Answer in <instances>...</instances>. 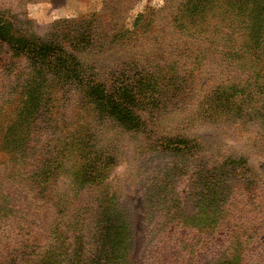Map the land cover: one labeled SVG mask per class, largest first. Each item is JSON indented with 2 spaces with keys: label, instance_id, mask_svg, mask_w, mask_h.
I'll return each mask as SVG.
<instances>
[{
  "label": "rangeland",
  "instance_id": "1",
  "mask_svg": "<svg viewBox=\"0 0 264 264\" xmlns=\"http://www.w3.org/2000/svg\"><path fill=\"white\" fill-rule=\"evenodd\" d=\"M185 2L0 0V15L45 37L58 18L96 17V45L82 58L108 95L130 89L127 104L142 121L125 128L73 86L46 90L25 119V85L0 46V264L16 247L20 264H89L106 225L127 239L134 264H214L222 251L264 264V99L260 116L239 111L240 99L253 102L246 95L210 101L211 89L241 77L218 54L231 35L223 30L240 24L233 0H204L209 11L194 17ZM118 5L123 14L110 7ZM139 13L135 31L116 44L115 32ZM78 137L88 145L73 147ZM181 138L201 148L173 153L167 141ZM214 183L218 195L234 197L227 208L252 198L248 208L232 206L234 239L229 220L208 233L194 227L198 218L181 224L175 214H196L197 195Z\"/></svg>",
  "mask_w": 264,
  "mask_h": 264
},
{
  "label": "trees",
  "instance_id": "2",
  "mask_svg": "<svg viewBox=\"0 0 264 264\" xmlns=\"http://www.w3.org/2000/svg\"><path fill=\"white\" fill-rule=\"evenodd\" d=\"M233 1L232 11L235 12L236 22L240 26L229 25L223 30V32L231 33V35L222 37L226 43L223 46L218 43L219 49L221 48L218 54L224 63L233 69H237L236 74L241 77L231 82L219 83L218 86L210 90L211 95L208 97L212 102L221 97L229 103L230 98H233L234 95H239V97L246 95L253 102L248 104L245 102L247 99H240L242 102L240 101L239 111L251 113L253 110V115L260 116L262 113L259 110V102L264 99V0ZM110 7L123 14L122 6ZM183 9L190 17L207 14L209 11L204 0H186ZM141 18L142 14L139 13L131 28L126 29V26L122 25L113 36L114 42L119 44L120 41L128 38L130 33L134 32L139 25ZM244 19H248V22ZM99 22L96 17L58 18L52 24L49 37H45L23 30L14 21L5 19L4 16L0 15V46L6 50L16 66L17 82L25 85L24 106L21 112L25 119L39 111L38 106L41 99L45 97L46 90L53 87L67 88L73 86L80 89L84 97L89 98V100L96 99L100 105L99 109L111 114L125 128L133 127L138 123L137 120L142 125L141 118L139 120L138 117H135L131 106L127 104L134 102L130 95V89L123 87L119 91L121 96L117 98H114L112 94L108 95L106 89L102 87L103 85L92 78L95 67L82 58V54L90 52L96 45L95 39ZM150 34V31H146L142 35L141 41H148ZM107 98L109 101L105 102ZM121 99L123 100L122 103L119 102ZM167 142L170 147H173V153L176 152L179 155H187L193 150L201 148L200 144H196L195 141L184 138ZM193 142L195 144L191 146ZM87 145L88 143L85 144L84 140H80L79 137L73 143V147L77 146L79 149ZM226 163H231V160ZM210 176L213 179L215 177L214 173H211ZM215 185L216 183L207 184V187L202 189L205 190L204 194L197 195L198 212L196 214L187 216L183 213L181 215L179 212L175 214H177L181 224L191 225L190 221L198 218L199 224L194 227L201 228L200 231L208 233H213L219 225L229 220V223L236 228L231 236L234 239L236 235L233 234L237 233L238 229L240 230L237 228L240 223L236 221L240 217L230 214L231 210L235 211V207L232 206L237 204L248 208L252 198L246 196L248 198L241 201V198L236 197L230 204L231 206L227 208L234 197L232 195H218ZM174 219L176 216L173 217ZM165 222L169 224L167 220ZM232 238H230V242H233L231 249L236 246V242ZM101 240L102 246L89 264H134L129 258L128 241L119 234V229L113 225H106L101 234ZM241 243L242 241L240 245L237 244V247H241ZM205 244H209L207 239ZM23 254L24 249L16 247L9 258L8 255L2 257L6 258L1 264H20L23 260ZM226 255V251H222L214 264H243L241 259L236 261V255L233 257Z\"/></svg>",
  "mask_w": 264,
  "mask_h": 264
}]
</instances>
